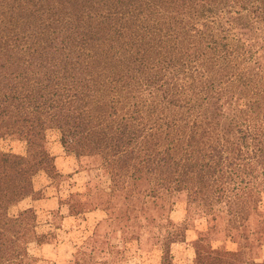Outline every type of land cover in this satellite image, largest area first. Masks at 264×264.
<instances>
[{
  "label": "trees",
  "instance_id": "1",
  "mask_svg": "<svg viewBox=\"0 0 264 264\" xmlns=\"http://www.w3.org/2000/svg\"><path fill=\"white\" fill-rule=\"evenodd\" d=\"M50 128L105 182L88 194L109 230L67 264H110L92 256L120 246L101 238L119 232L125 244L156 209L149 202L166 208L175 192L187 194L188 215L226 214L261 245L264 0H0V140L26 144L25 154L0 150V264L39 262V216L15 207L51 158ZM48 198L54 211L64 205ZM229 249L198 250L199 264H237L244 251Z\"/></svg>",
  "mask_w": 264,
  "mask_h": 264
},
{
  "label": "rangeland",
  "instance_id": "2",
  "mask_svg": "<svg viewBox=\"0 0 264 264\" xmlns=\"http://www.w3.org/2000/svg\"><path fill=\"white\" fill-rule=\"evenodd\" d=\"M224 110L233 112L228 104ZM47 135L51 158L25 184L29 194L17 203L15 210L32 207L39 216L35 230L45 236L46 241L39 245L30 244V252L37 256L38 264H67L97 230H109L108 214L101 208H94L89 200V189L96 182L93 173L85 167L90 158L79 159L74 151L65 148L59 129L50 128ZM0 150L25 154L26 144L22 137L15 136L0 140ZM96 183L99 187L105 186L102 180ZM52 195L62 198L64 205L59 210H52L56 203L48 198ZM187 201L185 192H175L170 195L166 208L160 209L157 202H149L150 209H156H152L148 220L139 217L143 226L134 224L125 244H122L119 232L108 233L98 242L101 247H106V242L117 243L120 247L111 252H95L93 259L110 264H199L198 250L207 258L212 248L230 250L238 247L244 252L238 256L237 264H254V260L264 263V235L261 231L255 234V239L260 241L255 244L261 245L252 247L235 230H230L226 214H219L217 220H212L213 215L208 214L188 215ZM67 202L74 205L75 214L65 216ZM162 213L175 225L172 233L169 228L166 231ZM260 213L261 217L264 216V205ZM258 217L255 216L254 221ZM177 229L178 236L175 235ZM232 232L236 234L234 241L229 237ZM241 244L247 246H239ZM228 262L229 259L224 258V263Z\"/></svg>",
  "mask_w": 264,
  "mask_h": 264
},
{
  "label": "crops",
  "instance_id": "3",
  "mask_svg": "<svg viewBox=\"0 0 264 264\" xmlns=\"http://www.w3.org/2000/svg\"><path fill=\"white\" fill-rule=\"evenodd\" d=\"M40 200H41V199H40ZM40 200H35V201L37 202V201H40ZM47 200H48V199H47ZM50 200H51V199H50ZM51 201H53V200H51ZM31 205H32V204H31Z\"/></svg>",
  "mask_w": 264,
  "mask_h": 264
}]
</instances>
